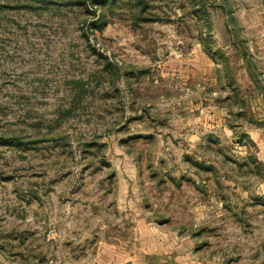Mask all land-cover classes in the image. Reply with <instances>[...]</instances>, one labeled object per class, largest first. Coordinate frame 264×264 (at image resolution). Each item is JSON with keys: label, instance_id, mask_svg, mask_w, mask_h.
Here are the masks:
<instances>
[{"label": "rangeland", "instance_id": "obj_1", "mask_svg": "<svg viewBox=\"0 0 264 264\" xmlns=\"http://www.w3.org/2000/svg\"><path fill=\"white\" fill-rule=\"evenodd\" d=\"M150 4L0 6V264H264V0Z\"/></svg>", "mask_w": 264, "mask_h": 264}, {"label": "trees", "instance_id": "obj_2", "mask_svg": "<svg viewBox=\"0 0 264 264\" xmlns=\"http://www.w3.org/2000/svg\"><path fill=\"white\" fill-rule=\"evenodd\" d=\"M150 1L151 0H31L26 3H24L23 1H18L14 2V4L3 2L0 3V6L24 7L33 10H39L41 8L54 11L57 9H59L60 11L79 10L83 12V14H87V17L91 14L93 18H87L84 22L87 29L90 31L88 32L87 30L85 32V35L89 36L96 29H102L107 24L108 17L116 15V13H118L120 9H137L138 13L135 16L134 22L138 23L139 20L147 19V17H144V13L151 5ZM90 46L92 47V50L95 51V53H98V50L95 47H93L92 45ZM110 65L111 62H107V67ZM2 142L14 143L19 146L23 145L24 143L20 140L19 137L15 136L4 138Z\"/></svg>", "mask_w": 264, "mask_h": 264}, {"label": "crops", "instance_id": "obj_3", "mask_svg": "<svg viewBox=\"0 0 264 264\" xmlns=\"http://www.w3.org/2000/svg\"><path fill=\"white\" fill-rule=\"evenodd\" d=\"M103 255H104V254H103ZM103 255H102V256H103ZM102 256L100 255V257H102ZM153 257H154V256H152V258H153ZM152 258H150V259H152ZM150 259H149V260H150ZM106 261H108V260H106ZM101 262H102V261H101V259H100V260L98 261V263L100 264ZM106 264H118V263H117V260H116V259H115V260L112 259L110 262H108V263L106 262Z\"/></svg>", "mask_w": 264, "mask_h": 264}]
</instances>
